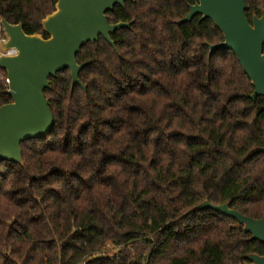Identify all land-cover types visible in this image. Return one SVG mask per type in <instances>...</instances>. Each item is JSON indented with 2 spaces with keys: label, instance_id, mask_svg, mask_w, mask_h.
<instances>
[{
  "label": "trees",
  "instance_id": "obj_1",
  "mask_svg": "<svg viewBox=\"0 0 264 264\" xmlns=\"http://www.w3.org/2000/svg\"><path fill=\"white\" fill-rule=\"evenodd\" d=\"M57 0H0L27 33ZM197 0H127L130 22L82 46L86 91L65 68L45 89L54 128L22 142L24 164L0 161V264H245L264 254L241 225L200 202L264 213V96L213 20L178 23ZM247 16L264 0H246ZM0 69V106L6 93ZM109 244V245H108ZM250 263V262H249Z\"/></svg>",
  "mask_w": 264,
  "mask_h": 264
},
{
  "label": "water",
  "instance_id": "obj_2",
  "mask_svg": "<svg viewBox=\"0 0 264 264\" xmlns=\"http://www.w3.org/2000/svg\"><path fill=\"white\" fill-rule=\"evenodd\" d=\"M126 1L57 0L55 11L41 20L48 37L42 33H27L21 22L1 19L7 36L3 49L15 47L17 53L0 55V69L8 75L5 91L12 98L0 106V161L23 165L22 142L42 138L53 130L54 114L45 94V89L51 86V77L68 68L72 73V89L77 84L87 90L80 71L88 63H79L76 55L82 46L99 40L100 36L115 46L111 34L130 27L131 23H111L107 12L115 5L123 6ZM248 9L246 0H197L177 21L189 22L196 15H200L201 20H213L224 40L210 44V56L222 48L234 52L255 88L249 95L255 100L257 96H264V9L260 15L254 14L252 21L247 16ZM258 152H264V147H254L245 159ZM210 208L237 220L244 231L251 234L250 239L264 243V213L259 219L252 218L231 207L230 201L217 205L204 200L184 215ZM246 259L252 264H264V254L248 253Z\"/></svg>",
  "mask_w": 264,
  "mask_h": 264
},
{
  "label": "built area",
  "instance_id": "obj_3",
  "mask_svg": "<svg viewBox=\"0 0 264 264\" xmlns=\"http://www.w3.org/2000/svg\"><path fill=\"white\" fill-rule=\"evenodd\" d=\"M2 18L0 17V55L5 54V55H13L17 53V49L15 47H9L7 50L3 49V45L5 41L7 40V36L4 32V26L2 25ZM6 86L8 88V76L6 78ZM232 226H238L240 225L239 222L235 219L231 222ZM109 245V244H108Z\"/></svg>",
  "mask_w": 264,
  "mask_h": 264
},
{
  "label": "rangeland",
  "instance_id": "obj_4",
  "mask_svg": "<svg viewBox=\"0 0 264 264\" xmlns=\"http://www.w3.org/2000/svg\"><path fill=\"white\" fill-rule=\"evenodd\" d=\"M245 264H252V263L246 262Z\"/></svg>",
  "mask_w": 264,
  "mask_h": 264
}]
</instances>
